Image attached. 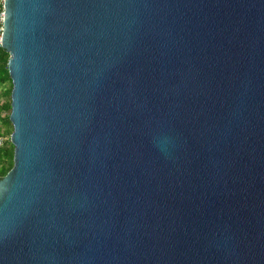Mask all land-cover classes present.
<instances>
[{
  "label": "water",
  "instance_id": "1",
  "mask_svg": "<svg viewBox=\"0 0 264 264\" xmlns=\"http://www.w3.org/2000/svg\"><path fill=\"white\" fill-rule=\"evenodd\" d=\"M0 264H264V0H4Z\"/></svg>",
  "mask_w": 264,
  "mask_h": 264
},
{
  "label": "trees",
  "instance_id": "2",
  "mask_svg": "<svg viewBox=\"0 0 264 264\" xmlns=\"http://www.w3.org/2000/svg\"><path fill=\"white\" fill-rule=\"evenodd\" d=\"M8 54L0 47V86L4 83H8L9 87L6 88L4 94L10 97L11 92V81L9 79L7 71ZM3 111H10V98L8 104H0V125L10 128L12 131V126L9 122L8 116L2 118L1 114ZM0 130V134H1ZM3 133V132H2ZM13 158V146L10 140H7L2 146H0V179H2L12 167Z\"/></svg>",
  "mask_w": 264,
  "mask_h": 264
},
{
  "label": "rangeland",
  "instance_id": "3",
  "mask_svg": "<svg viewBox=\"0 0 264 264\" xmlns=\"http://www.w3.org/2000/svg\"><path fill=\"white\" fill-rule=\"evenodd\" d=\"M8 87H9L8 83H4L2 86H0V104L1 105L9 103V98L10 97L4 94V91ZM9 113H10V111H3L2 114H1V117L4 118L6 116H9ZM0 130L3 132L5 138L7 140H9L10 139V134H11L10 128L0 125Z\"/></svg>",
  "mask_w": 264,
  "mask_h": 264
},
{
  "label": "built area",
  "instance_id": "4",
  "mask_svg": "<svg viewBox=\"0 0 264 264\" xmlns=\"http://www.w3.org/2000/svg\"><path fill=\"white\" fill-rule=\"evenodd\" d=\"M3 1L0 0V44H1V35H2V23H3V17H4V12H3ZM7 139L5 138L4 134L1 132L0 134V146H2Z\"/></svg>",
  "mask_w": 264,
  "mask_h": 264
}]
</instances>
